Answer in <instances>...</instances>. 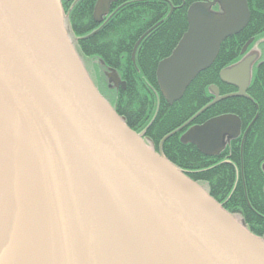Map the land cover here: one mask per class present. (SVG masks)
I'll return each mask as SVG.
<instances>
[{
  "label": "water",
  "instance_id": "water-1",
  "mask_svg": "<svg viewBox=\"0 0 264 264\" xmlns=\"http://www.w3.org/2000/svg\"><path fill=\"white\" fill-rule=\"evenodd\" d=\"M113 2L96 1L95 23ZM215 4L221 13L210 11ZM249 17L246 0L188 7L187 31L155 72L169 105ZM255 58L219 73L236 92L211 87L209 106L247 97ZM105 75L125 88L113 69ZM240 133L239 118L224 114L191 126L180 142L215 157L225 137ZM4 256L6 264H264V238L149 147L100 94L68 36L61 0H0V262Z\"/></svg>",
  "mask_w": 264,
  "mask_h": 264
},
{
  "label": "trees",
  "instance_id": "trees-1",
  "mask_svg": "<svg viewBox=\"0 0 264 264\" xmlns=\"http://www.w3.org/2000/svg\"><path fill=\"white\" fill-rule=\"evenodd\" d=\"M116 1L114 11L120 8L100 25L92 19L95 0H81L64 11L80 57L95 63L91 78L96 88L130 128L143 133L147 145L202 185L226 211L239 215L252 234L264 238V55L257 59L247 97L221 100L193 119L214 99L210 86H216L221 96L236 92L220 81L219 73L252 53L240 54L249 39L263 37L264 3L246 0L250 10L246 27L222 42L213 64L196 76L179 101L169 105L156 82L157 65L186 32L188 7L205 0ZM149 29L132 62L135 43ZM107 69L118 74L124 89L107 81L103 74ZM224 114L237 116L242 130L249 129L243 139H226L217 157L204 156L195 146L180 142L188 127Z\"/></svg>",
  "mask_w": 264,
  "mask_h": 264
},
{
  "label": "bare ground",
  "instance_id": "bare-ground-1",
  "mask_svg": "<svg viewBox=\"0 0 264 264\" xmlns=\"http://www.w3.org/2000/svg\"><path fill=\"white\" fill-rule=\"evenodd\" d=\"M205 1H207V0H205ZM195 3H201V2H195ZM62 5V4H61ZM93 9H94V7L92 8V15H93ZM93 19V18H92ZM187 20V19H186ZM94 21V20H93ZM95 24H97V23H95ZM98 25V24H97ZM187 28H188V24H187ZM151 31V29H149L148 31H146L139 39H138V41L135 43V45H134V47H133V51H132V54H131V60H132V62H134L135 61V52H136V49H137V47H138V45H139V43H140V41L145 37V36H147L148 34H149V32ZM187 31V30H186ZM250 40H252L249 44H248V46H247V48H246V50L245 51H248L250 48H256L257 49V51H262V54L264 55V47L262 48L260 45H264V34H263V37L262 38H260L259 40H255V38H251V39H249L246 43H248ZM246 43H245V45H246ZM244 45V46H245ZM244 46L242 47V49H241V51H240V54H241V52H242V50H243V48H244ZM133 54H134V56H133ZM167 58V57H166ZM162 61V60H161ZM211 87H215L217 90H218V88L216 87V86H210L209 87V90H210V88ZM218 93H219V91H218ZM235 93V92H234ZM232 94V93H231ZM220 95V94H219ZM221 96V95H220ZM227 99V98H226ZM207 106H209V105H207ZM206 106V107H207ZM206 107L204 108V109H202L199 113H197L194 117H193V119L196 117V116H198L202 111H204L205 109H206ZM208 108V107H207ZM256 118V117H255ZM254 118V119H255ZM192 119V120H193ZM191 120V121H192ZM191 121H188V123L189 122H191ZM188 123H186L184 126H186V127H188ZM248 129L249 128H246L244 131H243V134L245 135L246 133H247V131H248ZM164 140V139H163ZM263 190H264V188H263ZM263 194H264V192H263ZM246 229L251 233V231L246 227ZM14 232H15V236H14V238L16 237H18V232H16V230L14 229ZM19 235H20V232H19ZM254 235V234H253ZM256 236V235H255ZM21 237V236H20ZM20 237H19V239H20ZM14 238H13V240H14ZM15 242V240L14 241H12V244H11V246H13L14 243ZM7 253L8 254H10L11 253V250H9L8 249V251H7ZM7 263V257H5L4 256V258H2V260H1V262H0V264H6Z\"/></svg>",
  "mask_w": 264,
  "mask_h": 264
},
{
  "label": "flooded vegetation",
  "instance_id": "flooded-vegetation-1",
  "mask_svg": "<svg viewBox=\"0 0 264 264\" xmlns=\"http://www.w3.org/2000/svg\"><path fill=\"white\" fill-rule=\"evenodd\" d=\"M81 0H61V3H62V7H63V10L67 13V12H69L75 5H77V3L78 2H80ZM95 2H96V0H95ZM95 2H94V4H95ZM262 2L264 3V1L262 0ZM116 3H117V1L115 0V2L114 3H110V7H109V12H108V14H106V15H104L103 17H102V20H103V22H104V20H106V19H108L109 17H111L112 16V14L117 10V9H119L120 8V6H117L116 7V9H115V11H114V7L113 6H116ZM247 5H248V3H247ZM93 7H94V5H93ZM249 8V7H248ZM212 11H214V12H216V13H218L219 12V7H218V5H214L212 8ZM99 25V24H98ZM261 47L262 46H264V45H260ZM263 48V47H262ZM248 51H250V52H258L259 54H260V58H261V56H262V51H257V49L256 48H250ZM248 51H246V52H248ZM257 54V53H256ZM235 89V88H234ZM236 90V89H235ZM197 117V116H196ZM195 117V118H196ZM241 122V121H240ZM189 128V127H188ZM187 128V129H188ZM243 131L244 130H242V126H241V133H240V136H241V138L243 139L244 137H245V135L243 134ZM239 136V137H240ZM231 140H234V139H231ZM226 141H225V147H226ZM225 147H224V149H225ZM224 151V150H223ZM222 151V152H223ZM220 155V154H219ZM217 157V156H216Z\"/></svg>",
  "mask_w": 264,
  "mask_h": 264
},
{
  "label": "rangeland",
  "instance_id": "rangeland-1",
  "mask_svg": "<svg viewBox=\"0 0 264 264\" xmlns=\"http://www.w3.org/2000/svg\"><path fill=\"white\" fill-rule=\"evenodd\" d=\"M63 12V11H62ZM63 17H64V19H65V25L66 26H68L67 25V22H66V20H67V14L65 13H63ZM68 34H69V38H70V40L74 43V41H73V36L71 35V33H69L68 32ZM262 47H264V46H262ZM250 55H253V53H249V55L248 56H250ZM247 56V57H248ZM83 60V62H84V65H85V68L87 69V71L89 72V74L92 76V78H94L93 77V67H96L95 66V63L94 62H92V61H88V60H84V59H82ZM255 60V59H254ZM253 60V61H254ZM105 72V71H104ZM104 74V73H103ZM236 217H238V218H240V216L239 215H236Z\"/></svg>",
  "mask_w": 264,
  "mask_h": 264
}]
</instances>
